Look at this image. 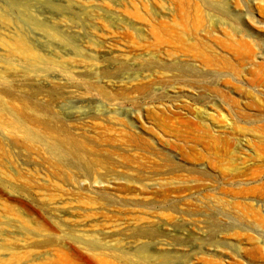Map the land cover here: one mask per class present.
<instances>
[{
  "label": "rangeland",
  "instance_id": "374dc122",
  "mask_svg": "<svg viewBox=\"0 0 264 264\" xmlns=\"http://www.w3.org/2000/svg\"><path fill=\"white\" fill-rule=\"evenodd\" d=\"M31 17L96 61L46 43ZM4 23L46 59L55 51L73 65L75 82L150 89L110 104L133 113L112 122L65 110L90 99L61 87L67 75L25 81L17 63V76L0 79L7 109L34 112L60 86L49 108L87 147L115 151L101 141L133 135L140 149L90 158L87 178L41 143L15 144L0 110V264H264V0H0L2 44L13 34Z\"/></svg>",
  "mask_w": 264,
  "mask_h": 264
},
{
  "label": "bare ground",
  "instance_id": "6f19581e",
  "mask_svg": "<svg viewBox=\"0 0 264 264\" xmlns=\"http://www.w3.org/2000/svg\"><path fill=\"white\" fill-rule=\"evenodd\" d=\"M103 13L105 15L107 14V12H104V11ZM108 19L110 20V22H112L113 20L116 23L120 22L118 19H115L114 17H108ZM31 21L34 23L35 27L41 29V32L44 34L43 39L46 41V43L49 44L55 41L59 42L60 44H63L64 46H66L67 49L68 47H72L73 51H71L70 54H73L74 58L77 57V58L85 59L86 61L89 60V62L96 61L97 57L92 56L93 54L85 55L86 51L83 49L84 48L83 45H76V44L73 45L70 42L67 35H65L64 31H60L59 29L55 27H50L48 25L42 24L39 22L37 18H34V17H31ZM121 23L122 25L125 26V28H123L125 32L123 33L122 37L126 40H130L131 35L129 34L128 29H126L128 25H126L124 21ZM2 25L1 26L5 29V31H8V33H13V34L10 37V42H7V41L3 42L4 40L2 41L3 44L0 42L2 44V48L5 49V54L0 55V61L3 63L2 65H4L2 68L0 67V79H3V77L6 74H10L11 70L14 71V72H11V74L13 76H17L18 75L17 73L18 70L16 68L18 67L17 63H19L20 66L25 71L22 74L24 75L23 78L25 79V81L30 80L31 79L30 77H33V79H37L36 77L38 78L48 77L49 75L51 74L53 75L54 73L55 74L58 73L57 75L60 74L62 76L67 75L68 78L65 79L66 84L62 85L61 87L62 88L63 87L75 88L79 90L84 89L85 92L83 95H81V97L90 98V99H87V101L81 102L82 103L81 106H78V104L80 103L79 101L77 102L69 101V103L74 104V106L72 108L68 106V108H65V110L77 111L76 114H84V112L86 113L89 110L94 109L96 110V114H99V115L100 114L102 115L104 113L109 114L108 117L111 119L110 120L108 119L107 121L121 122L119 117L122 116V114H124V116L127 119H129V117L132 116L133 113L131 111L124 110L122 108H117L115 111H111L109 108L110 104L115 103V102L126 103L134 95L142 96L145 98V96L149 92L150 87L147 84H143V85L140 84V85L132 86L129 88L123 87L120 89L119 92L112 93L108 91L109 89L107 90L104 86L95 84L96 82L95 83L87 82V81H83L82 83L81 82L78 83V81L75 82L74 76L72 75V73L74 72V69L72 67L73 65L69 66L68 63L64 64V62H62L63 61L62 58L57 56V53L55 51H51V53L54 55L53 59H46L45 57L42 56L41 53L38 52V50L35 47L30 46L26 38H24L23 36H19L17 34V29L9 30L10 28L8 29V24L4 23ZM89 44H91L92 46H98L100 45V42L98 40H95L94 38H90ZM74 58L72 57L70 60H74ZM66 65H68V68ZM64 66H66V69ZM58 68H61L62 71L57 70ZM125 70H126L125 63H120L119 68L117 69L116 75L117 76L120 75L121 73L125 72ZM180 70L184 71V69H180ZM104 76L105 78L110 80L111 78L115 76V74L105 73ZM125 84H130V82H125ZM59 87L60 86H58L56 89L47 91V94H48L47 103L49 105H52L56 103L57 101H59L60 98H57V96H58V93L62 89ZM1 92L9 93V90H7L6 88H3ZM93 92H95L96 95H93ZM94 97L98 99H94ZM1 99L2 97L0 95V101ZM49 105L37 106L35 107L37 108L36 111L28 113L27 109H25L24 107L18 110L13 109V108L7 109L4 106V104L0 102L1 113L4 112L8 114L9 117L11 116L12 118V120L9 123L4 124L3 127L7 126L11 130V133L14 134L15 137L13 138V142L15 144H22V141L41 143L42 145L45 146L47 150L46 153L50 157H53L59 161L71 163V165H73L76 169H79L80 171H82L84 176L87 178H91L94 175V168L92 164L88 163V160L90 158L97 157L99 155H102L103 157L105 156V157L111 158L117 155V151L119 149L123 150L124 149L123 146L124 147L130 146L131 148H133L132 151L140 150L139 147L135 143V137L133 135H130L128 142L120 143V145L114 140L101 141V143H111L112 146L114 145L113 148L115 149V151H104V150L102 151L100 149L99 150L90 149L89 147H87V145L84 142L79 140L80 136H78L77 133L76 134L73 133L70 130V127L68 125H66L65 123H62L57 118V114H55L54 116V113L49 108ZM81 110L83 112H81ZM37 111L39 112L36 113ZM99 115H96V116H99ZM128 123L130 124L132 128H134V125L131 121H129ZM36 128H40L39 131H41V134L38 130H36ZM20 133H22L23 135L22 138L18 137V134ZM32 150L34 149L28 148L27 152H31ZM5 157H6V154H5ZM25 206L26 205H22L23 209L25 210L27 215H30L29 214L30 210L26 209ZM87 246L89 249H93V250L97 248V246L94 243H88ZM160 257L165 258V256H160ZM147 261L148 260L144 262H147ZM151 263L157 264L156 261L150 262V264Z\"/></svg>",
  "mask_w": 264,
  "mask_h": 264
}]
</instances>
